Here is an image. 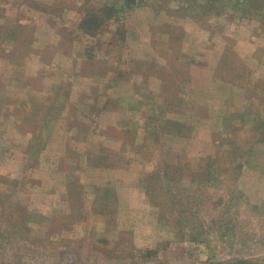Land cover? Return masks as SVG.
Listing matches in <instances>:
<instances>
[{
	"label": "rangeland",
	"instance_id": "rangeland-1",
	"mask_svg": "<svg viewBox=\"0 0 264 264\" xmlns=\"http://www.w3.org/2000/svg\"><path fill=\"white\" fill-rule=\"evenodd\" d=\"M47 1L0 0V264H264V0Z\"/></svg>",
	"mask_w": 264,
	"mask_h": 264
},
{
	"label": "crops",
	"instance_id": "crops-1",
	"mask_svg": "<svg viewBox=\"0 0 264 264\" xmlns=\"http://www.w3.org/2000/svg\"><path fill=\"white\" fill-rule=\"evenodd\" d=\"M58 1L59 0H49V1L45 2L48 5V8H46L47 9L46 12L49 14H55L56 17H68L69 16L68 14L73 13L72 11H74V9H71V13H70L68 8H66V7L65 8H59L60 5H58L59 4ZM71 1L77 6L87 5V0H71ZM61 12H63V14H60ZM76 12L77 13L75 14V20L76 21L78 20L79 22H81V20H83V16H85V15H83L82 10H79V11L76 10ZM76 29H78V27ZM108 34H109V32L108 33L105 32L103 34V36H102V37H104V39L102 41L103 43L105 42V40H106L105 38L107 37ZM57 37H59V39L61 38L60 41H62L64 38H70V42L72 43V42H75V41H72V39L77 38L78 33L77 34H75V33H61V34H57ZM106 44H108V43H106ZM58 45H59L58 43H56L54 45L56 55H58L59 57L64 56V60H68L71 63H73V60H74L73 56H75L74 58H75V61L77 62V64L76 63L70 64V65L66 64L64 66L73 67V69H74V65H75L76 72L82 70L83 67H85V64H86L85 62H86L87 57L85 56V52H82V50H80V51L78 50V48L76 47V43L72 47L70 46V48H68L67 50L66 49L63 50V49L59 48ZM101 46H103V45H101ZM96 67H98V66H96ZM86 75L87 74H84L83 77H86ZM99 84H100V81H97L94 83V85H97V86Z\"/></svg>",
	"mask_w": 264,
	"mask_h": 264
},
{
	"label": "trees",
	"instance_id": "trees-1",
	"mask_svg": "<svg viewBox=\"0 0 264 264\" xmlns=\"http://www.w3.org/2000/svg\"><path fill=\"white\" fill-rule=\"evenodd\" d=\"M99 13H100L99 10H95L94 12H92L91 15L85 18L87 19L88 22H86L84 19L81 24L82 28L87 29L86 32L81 31V34L83 33L84 37L88 35L93 39L97 38V43H100L103 41L102 36L105 31L104 25L111 20L110 18H107V16L100 15ZM92 43H93V40H92ZM97 43L96 45H99Z\"/></svg>",
	"mask_w": 264,
	"mask_h": 264
},
{
	"label": "bare ground",
	"instance_id": "bare-ground-1",
	"mask_svg": "<svg viewBox=\"0 0 264 264\" xmlns=\"http://www.w3.org/2000/svg\"><path fill=\"white\" fill-rule=\"evenodd\" d=\"M205 136V135H204Z\"/></svg>",
	"mask_w": 264,
	"mask_h": 264
}]
</instances>
